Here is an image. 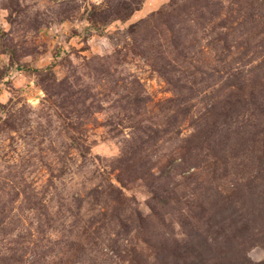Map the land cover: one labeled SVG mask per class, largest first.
Listing matches in <instances>:
<instances>
[{
    "label": "rangeland",
    "instance_id": "374dc122",
    "mask_svg": "<svg viewBox=\"0 0 264 264\" xmlns=\"http://www.w3.org/2000/svg\"><path fill=\"white\" fill-rule=\"evenodd\" d=\"M0 264H264V0H0Z\"/></svg>",
    "mask_w": 264,
    "mask_h": 264
}]
</instances>
